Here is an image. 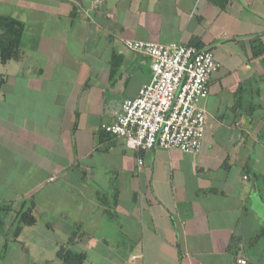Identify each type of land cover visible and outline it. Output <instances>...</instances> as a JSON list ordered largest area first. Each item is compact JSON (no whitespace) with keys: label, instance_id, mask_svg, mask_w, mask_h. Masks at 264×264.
<instances>
[{"label":"crops","instance_id":"obj_1","mask_svg":"<svg viewBox=\"0 0 264 264\" xmlns=\"http://www.w3.org/2000/svg\"><path fill=\"white\" fill-rule=\"evenodd\" d=\"M5 15L24 30L0 63V264H264V0H0ZM126 39L212 54L198 152L101 131L152 78Z\"/></svg>","mask_w":264,"mask_h":264},{"label":"built area","instance_id":"obj_2","mask_svg":"<svg viewBox=\"0 0 264 264\" xmlns=\"http://www.w3.org/2000/svg\"><path fill=\"white\" fill-rule=\"evenodd\" d=\"M95 1V5L98 4ZM95 6H93L94 8ZM124 46L150 58L152 78L134 98L121 104L115 120L101 131L121 138L126 147L196 153L205 134V111L210 77L218 64L208 50L176 43L161 45L126 39ZM138 165H142L138 161ZM238 264H246L237 259Z\"/></svg>","mask_w":264,"mask_h":264},{"label":"trees","instance_id":"obj_3","mask_svg":"<svg viewBox=\"0 0 264 264\" xmlns=\"http://www.w3.org/2000/svg\"><path fill=\"white\" fill-rule=\"evenodd\" d=\"M215 5L223 7L226 3V0H209ZM24 27L22 23L16 21L10 17L0 16V63L4 64L10 59H12L19 46L21 41V36L23 34ZM190 46H194L190 44ZM197 49H200L196 47ZM25 222H31V219H28V216L25 214ZM57 256L64 264H82L83 256L75 255L68 250L59 249Z\"/></svg>","mask_w":264,"mask_h":264}]
</instances>
